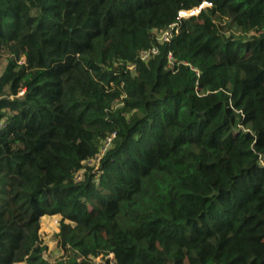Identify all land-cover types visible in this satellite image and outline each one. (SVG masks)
Wrapping results in <instances>:
<instances>
[{
	"label": "trees",
	"instance_id": "16d2710c",
	"mask_svg": "<svg viewBox=\"0 0 264 264\" xmlns=\"http://www.w3.org/2000/svg\"><path fill=\"white\" fill-rule=\"evenodd\" d=\"M0 123V264H264V0H0Z\"/></svg>",
	"mask_w": 264,
	"mask_h": 264
},
{
	"label": "rangeland",
	"instance_id": "374dc122",
	"mask_svg": "<svg viewBox=\"0 0 264 264\" xmlns=\"http://www.w3.org/2000/svg\"><path fill=\"white\" fill-rule=\"evenodd\" d=\"M58 221L59 217L52 215L42 217L40 222L39 233L43 244L46 246L44 257L50 261L56 260L63 254L57 247L56 239L54 238V234L58 230Z\"/></svg>",
	"mask_w": 264,
	"mask_h": 264
},
{
	"label": "built area",
	"instance_id": "2783aa9c",
	"mask_svg": "<svg viewBox=\"0 0 264 264\" xmlns=\"http://www.w3.org/2000/svg\"><path fill=\"white\" fill-rule=\"evenodd\" d=\"M204 5H206V3H203V4H201L199 7H197V8H194V9H191V10H185V11H180L179 12V18H186V17H188V16H190V15H193V14H196L198 11H199V9L201 8V7H203ZM187 13V14H186ZM173 27H174V25H171V27L167 30V31H165V32H163L162 34H160L157 38H158V40H161V41H169L170 40V38H171V30L173 29ZM151 52H155V50L154 49H151ZM147 54H148V52H143L142 54H141V58H145L146 56H147ZM0 127H1V123H0Z\"/></svg>",
	"mask_w": 264,
	"mask_h": 264
}]
</instances>
